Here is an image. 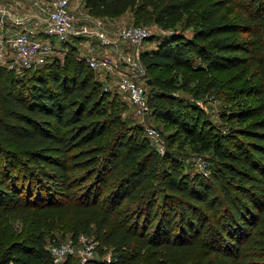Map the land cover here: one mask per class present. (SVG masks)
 Returning a JSON list of instances; mask_svg holds the SVG:
<instances>
[{
    "label": "trees",
    "instance_id": "obj_1",
    "mask_svg": "<svg viewBox=\"0 0 264 264\" xmlns=\"http://www.w3.org/2000/svg\"><path fill=\"white\" fill-rule=\"evenodd\" d=\"M85 4L95 16L128 11L132 24L163 30L190 19V36L165 32L139 59L151 114L210 152V172L184 173L130 129L75 45L20 76L1 68L0 264H57L48 249L57 242L42 230L55 221L73 242L93 235L97 254L83 264H264V0ZM170 68L228 75L208 89L251 98L235 115L246 123L207 138L199 111L175 95L177 80L160 74ZM17 218L29 227L13 238Z\"/></svg>",
    "mask_w": 264,
    "mask_h": 264
},
{
    "label": "built area",
    "instance_id": "obj_2",
    "mask_svg": "<svg viewBox=\"0 0 264 264\" xmlns=\"http://www.w3.org/2000/svg\"><path fill=\"white\" fill-rule=\"evenodd\" d=\"M110 24L109 18L90 13L85 0H0V69L20 76L39 69L54 57H62L67 43L87 40L85 57L89 67L113 78L134 114L144 119L151 109L148 77L139 54L140 45L152 32L147 25L129 24L114 30ZM157 29L166 32L158 26ZM145 134L153 139L158 154L163 155L160 132L147 126ZM197 167L205 175L210 172L209 162L204 159H198ZM85 241L79 235L81 248L74 242H60L49 244L48 249L57 264L71 256H78L83 264L97 254L95 243L86 245ZM103 257L111 260V256Z\"/></svg>",
    "mask_w": 264,
    "mask_h": 264
},
{
    "label": "rangeland",
    "instance_id": "obj_3",
    "mask_svg": "<svg viewBox=\"0 0 264 264\" xmlns=\"http://www.w3.org/2000/svg\"><path fill=\"white\" fill-rule=\"evenodd\" d=\"M129 24H132V19L127 22L121 21L115 24L113 29L116 30ZM146 25L149 26L152 35L142 42L140 50L152 44L156 45L158 36L164 33L158 31L157 26L153 23H148ZM172 29L185 36H190L193 26L191 25L190 19L184 17L172 28L165 31H171ZM69 41H72V39H69ZM87 43L88 42H84L78 45L76 52H78L79 55L87 54ZM72 44L77 46L78 41ZM160 74L163 77L173 76L177 80L179 87L176 89L175 95L181 100V103L185 105L183 109L188 110L189 108H195L199 111L203 127L202 130L207 138L212 139L216 134L226 133L246 123L237 119L235 115L238 108L247 106L252 102L251 98L243 96V94L235 98L227 97V94H224L227 90L223 87L221 88V92H217L218 88L216 86L208 89L209 86L207 84L210 81L218 83L219 85H225L223 81H225L228 75L218 74L214 75L213 79H210V76L207 74L189 72L181 68L161 70ZM93 79L97 81L101 88L111 91V96L116 97L120 103L122 118L126 120L125 123L127 126L130 129L135 128V131L139 133V137L146 138L152 148H154V144L152 143L153 139L146 136L145 129L147 126H153L160 132V138L165 147L164 154H169L176 161L181 171L187 174L197 172V161L200 158L209 162L211 157L210 152L198 151L196 148L197 145L184 138L177 125L159 119L152 114L144 119L136 116L124 94L117 90L113 78L108 77L102 72L94 71ZM243 81L244 79L241 80V82L234 83V87L238 89ZM221 114L226 115L227 119L223 120ZM164 165L166 167L167 162H164ZM28 227V220L17 218L12 222L10 230L12 231L11 236L16 238L18 235L25 234L24 232ZM42 230L46 234L48 240H54L57 243L73 242L71 233L67 231L66 223L63 221H55L51 225L42 226ZM81 235H83L86 240V245L93 243L92 234ZM74 243L77 247L81 248L82 244L78 242ZM106 255L111 256V252L108 250ZM196 256V254L192 255L191 258H195ZM70 264H80L79 257L71 256Z\"/></svg>",
    "mask_w": 264,
    "mask_h": 264
},
{
    "label": "crops",
    "instance_id": "obj_4",
    "mask_svg": "<svg viewBox=\"0 0 264 264\" xmlns=\"http://www.w3.org/2000/svg\"><path fill=\"white\" fill-rule=\"evenodd\" d=\"M124 14H127V15H124ZM132 19V15H131V13L130 12H125V13H123L122 15H120V16H117V17H112V18H109V21L111 22V24L109 25L110 27H113L115 24H118V23H120L121 21H123V22H127V21H129V20H131ZM114 28V27H113ZM84 42H89V41H87V40H83V42L82 43H84ZM152 44V43H151ZM79 45V44H78ZM155 47V44H152V45H150L149 47H147V48H144V49H152V48H154ZM130 48V47H129ZM144 49H142V50H144ZM133 51V49H132V47L130 48V52H132ZM82 56V55H81ZM83 56H86V55H83Z\"/></svg>",
    "mask_w": 264,
    "mask_h": 264
},
{
    "label": "water",
    "instance_id": "obj_5",
    "mask_svg": "<svg viewBox=\"0 0 264 264\" xmlns=\"http://www.w3.org/2000/svg\"><path fill=\"white\" fill-rule=\"evenodd\" d=\"M147 83L148 84H151V80L149 78L147 79Z\"/></svg>",
    "mask_w": 264,
    "mask_h": 264
}]
</instances>
